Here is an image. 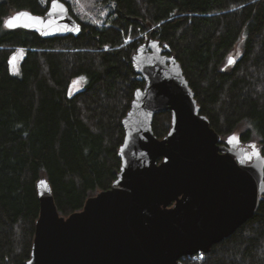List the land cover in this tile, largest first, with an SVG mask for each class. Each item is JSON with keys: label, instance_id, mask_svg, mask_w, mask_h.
Returning <instances> with one entry per match:
<instances>
[{"label": "trees", "instance_id": "16d2710c", "mask_svg": "<svg viewBox=\"0 0 264 264\" xmlns=\"http://www.w3.org/2000/svg\"><path fill=\"white\" fill-rule=\"evenodd\" d=\"M51 1L0 0V264L30 261L41 182L63 217L111 188L122 121L144 86L131 60L148 37L180 63L221 144L264 155V0H81L94 19L61 0L82 25L78 37L6 28ZM75 79L87 82L71 92ZM170 129V112L158 114L155 135ZM198 257L179 264H264V196L254 217Z\"/></svg>", "mask_w": 264, "mask_h": 264}, {"label": "water", "instance_id": "95a60500", "mask_svg": "<svg viewBox=\"0 0 264 264\" xmlns=\"http://www.w3.org/2000/svg\"><path fill=\"white\" fill-rule=\"evenodd\" d=\"M5 26L45 39L78 37L83 30L61 0H52L44 15L16 13ZM131 63L144 86L122 121L115 181L68 217L41 182L28 264H179L210 253L256 214L264 196V155L246 159L236 144H221L180 63L158 40L148 37ZM165 112L171 129L159 139L153 124Z\"/></svg>", "mask_w": 264, "mask_h": 264}, {"label": "rangeland", "instance_id": "374dc122", "mask_svg": "<svg viewBox=\"0 0 264 264\" xmlns=\"http://www.w3.org/2000/svg\"><path fill=\"white\" fill-rule=\"evenodd\" d=\"M42 1H44V3H48V1L49 0H42ZM71 1V3H72V5H73V7L75 8V10H76V12L79 14V15H81V17L82 18H84V17H86V16H88V19H94V14H92L91 12H89L88 10H87V8H85L84 6H86V5H84L83 4V2H82V5H81V0H70ZM80 5V6H79ZM83 7V8H82ZM81 8V9H80ZM236 58H238V56L237 55H234ZM16 63H15V67L16 66H18V61H15ZM19 71H20V69H19ZM19 71H17V72H15L16 74H18L19 73ZM87 82V80L85 79L84 81L82 80V79H75L73 82H72V85H71V92H77V91H79L81 88H82V86L83 85H85V83ZM233 140V139H232ZM233 142H234V140H233ZM235 142H236V140H235ZM238 146V145H237ZM239 147H241V148H243V151L245 152V158L246 159H250V160H252L253 159V156L251 155V150H253V149H256L258 152H259V148H258V146H256L255 145V147H253V146H247V147H245V149H244V147L242 146V145H240ZM200 255H202V254H198V255H196V256H199L197 259H201V256Z\"/></svg>", "mask_w": 264, "mask_h": 264}, {"label": "snow or ice", "instance_id": "6c2138e0", "mask_svg": "<svg viewBox=\"0 0 264 264\" xmlns=\"http://www.w3.org/2000/svg\"><path fill=\"white\" fill-rule=\"evenodd\" d=\"M8 26H9V27L12 26V22H11V21L8 22ZM231 62H232V61H231V59H230V60H229V63H231Z\"/></svg>", "mask_w": 264, "mask_h": 264}, {"label": "flooded vegetation", "instance_id": "af4514ba", "mask_svg": "<svg viewBox=\"0 0 264 264\" xmlns=\"http://www.w3.org/2000/svg\"><path fill=\"white\" fill-rule=\"evenodd\" d=\"M230 145L228 144V147H229Z\"/></svg>", "mask_w": 264, "mask_h": 264}, {"label": "built area", "instance_id": "2783aa9c", "mask_svg": "<svg viewBox=\"0 0 264 264\" xmlns=\"http://www.w3.org/2000/svg\"><path fill=\"white\" fill-rule=\"evenodd\" d=\"M202 257V255H200Z\"/></svg>", "mask_w": 264, "mask_h": 264}]
</instances>
